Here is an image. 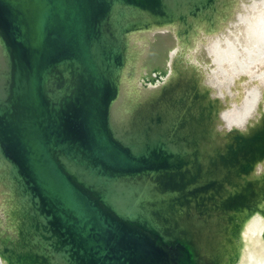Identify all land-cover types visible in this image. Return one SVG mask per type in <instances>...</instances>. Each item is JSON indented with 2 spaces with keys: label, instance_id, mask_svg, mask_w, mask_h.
<instances>
[{
  "label": "bare ground",
  "instance_id": "bare-ground-1",
  "mask_svg": "<svg viewBox=\"0 0 264 264\" xmlns=\"http://www.w3.org/2000/svg\"><path fill=\"white\" fill-rule=\"evenodd\" d=\"M163 1L174 10L168 20L119 4L104 25L105 43L109 38L122 60L108 121L120 142L113 144L121 149H138L160 133L171 147L189 153L166 159V171L121 177L104 205L121 220L132 217L162 242H183L195 264H264V186L254 195L252 183L264 181V0ZM162 67L155 78L146 77ZM75 81L74 67L54 66L46 94L54 101L64 98ZM12 83L0 35L1 99H7ZM239 156L254 163L244 178L246 197L238 198L240 186L230 185L229 177L218 189L187 192L212 176L218 161L234 166ZM65 170L84 182L73 166ZM0 173V240L25 249L16 254L0 248V264H63L44 252L37 255L40 243L33 242L31 228L36 222L8 169L0 165ZM134 243L147 248L144 239Z\"/></svg>",
  "mask_w": 264,
  "mask_h": 264
},
{
  "label": "water",
  "instance_id": "water-1",
  "mask_svg": "<svg viewBox=\"0 0 264 264\" xmlns=\"http://www.w3.org/2000/svg\"><path fill=\"white\" fill-rule=\"evenodd\" d=\"M119 4L147 11L156 21L174 15L163 0H0V35L13 81L7 99L0 98V165L8 169L9 181L17 184L18 196L36 222L30 227L33 242L40 243L37 255L44 252L63 264H195L183 242H162L132 217L121 220L104 205L121 177L166 171V159L189 153L171 147L160 133L138 149L113 144L120 142L112 136L108 113L117 94L115 69L122 60L109 38L105 43L104 25ZM60 52L67 56L55 59ZM54 66L76 72L69 93L56 101L45 88ZM162 70L154 68L146 77L153 79ZM250 159L239 156L234 166L218 161L212 176L202 177L187 192L218 189L229 177L230 185L240 186L238 198L246 197L244 178L254 164ZM66 165L84 182L67 175ZM252 183L254 195H260L264 181ZM226 226L223 215L222 231ZM138 239L147 248L138 247ZM0 244L16 254L25 250Z\"/></svg>",
  "mask_w": 264,
  "mask_h": 264
}]
</instances>
